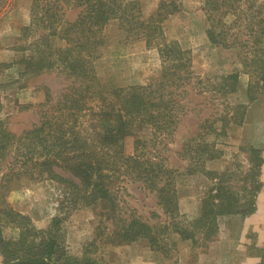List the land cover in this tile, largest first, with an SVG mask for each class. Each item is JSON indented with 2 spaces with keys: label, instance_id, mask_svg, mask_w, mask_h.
I'll use <instances>...</instances> for the list:
<instances>
[{
  "label": "rangeland",
  "instance_id": "1",
  "mask_svg": "<svg viewBox=\"0 0 264 264\" xmlns=\"http://www.w3.org/2000/svg\"><path fill=\"white\" fill-rule=\"evenodd\" d=\"M137 1L143 16L147 17L155 12L160 0ZM177 1L179 10L163 22L164 34L167 40H176L186 50L191 58L193 77L186 86L183 114L174 132L164 137L158 148L165 165L177 176L178 216L172 218L164 213L154 193L140 182L124 175L116 180L124 187L122 197L127 207L156 229L162 248L151 249L145 239L114 243L111 223L102 209L67 206L65 188L52 178L36 179L18 173L5 179L3 174L8 172L12 162L17 170L15 157L23 159L17 155L16 148L19 153L27 148L34 154L42 149L38 140L26 144L21 138H15L40 119L47 118L55 106L62 108L63 94L77 84H72L65 72L51 66L54 58L51 53L63 41L39 24L29 26L31 0H0V127L16 140L15 143L4 141L8 143L0 158V207L27 216L36 230L51 229L59 237L60 249L76 264L92 261L99 264H259L264 261V205L260 212L256 213L255 209L245 217L238 213L224 214L217 211L215 205H209L224 197L235 201L233 209H236L248 197L251 183L260 186L258 191H253L255 200L264 185V172L261 171L264 164V90L255 94L256 99L247 101L245 90L249 77L243 72L239 58L244 55L243 48L238 43L225 48L208 42L206 29L210 23L203 8L204 0ZM248 2L242 5L244 12ZM260 4H264V0H253L250 9ZM62 8L64 19H75L78 9L72 6L71 0L62 3ZM232 18L227 15L224 19L229 23ZM236 29L233 27L230 31ZM239 30L245 31L243 27ZM101 37L100 55L93 61V69L104 89L144 84L159 75L162 63L157 48H147L143 38L125 39L117 19L103 27ZM37 57L40 62L36 61ZM230 72L238 73V89L225 95L218 90V76ZM46 90L50 95L48 101ZM237 103L245 106L242 122L231 121L224 132L220 131L217 117L233 113ZM64 113L67 112L64 110ZM53 114L52 121L65 116L58 111ZM84 118L79 113L78 126L74 127L81 135H85V128L91 125L89 121L86 124ZM212 121L215 132H209L208 125ZM203 139L213 143L210 157L209 150H202L207 149ZM123 150L126 154L132 153V135L124 137ZM261 159L258 169L254 164ZM54 168L71 178L59 166ZM204 200L209 207L204 205ZM202 206L214 210L217 221V229L210 239L204 238L201 228L195 231L193 238H181L173 231L174 222L198 216ZM53 217L59 220L54 225L50 223ZM36 233L35 240H31L29 234L9 223L0 213V237L3 239H0V264L19 255L21 247L31 245L33 248L40 236ZM22 234L26 240L22 239Z\"/></svg>",
  "mask_w": 264,
  "mask_h": 264
},
{
  "label": "trees",
  "instance_id": "2",
  "mask_svg": "<svg viewBox=\"0 0 264 264\" xmlns=\"http://www.w3.org/2000/svg\"><path fill=\"white\" fill-rule=\"evenodd\" d=\"M245 1L249 0H204L203 8L210 23L206 29L208 42L225 48L238 43L243 48L244 55L239 58L243 72L249 77L245 96L247 101H252L257 98L256 93L264 90V4L250 9L251 0L244 12L242 5ZM65 2L68 0H31L29 26L39 24L63 41L51 53L54 56L51 66L65 72L71 78V83L77 85H71L69 92L63 94L62 108L58 109L56 104L47 118L40 119L15 138H21L26 144L38 140L42 149L34 154L27 148L19 153V148H16L17 155L23 159L17 160L16 156L14 162H18L17 170H14L12 162L8 172L3 175L6 180L18 173L36 179L52 178L65 188L63 192L67 206H98L102 209V214L111 223L114 243L145 239L151 249H161V239L156 229L127 207L122 197L124 187L119 186L116 180L124 175L140 182L145 189L154 193L164 213L172 218L178 216L177 176L172 168L165 165L158 148L164 137L174 132L183 114L186 86L193 77L191 58L186 50L176 40H167L164 34L163 22L179 10L178 1L160 0L155 12L145 17L137 0H71L72 6L78 9L72 21L64 19L62 3ZM227 15L233 16L229 23L224 19ZM112 19H117L118 28L125 39L143 38L147 48H157L162 68L156 78L144 84L110 89L102 87L94 74L93 61L100 55L102 29ZM233 27H237V31L231 32ZM240 27L245 31L240 32ZM244 34L245 39H242ZM36 61L40 62L38 57ZM31 68L32 65L28 67ZM218 82L219 92L232 94L238 89V73L220 75ZM45 96L48 101V90ZM244 107L242 103H237L230 115L220 114L217 117L220 121L218 129L224 132L231 121L241 123ZM55 111L60 115L65 114L62 120H51ZM79 113L83 118L87 115L89 118H84V121L91 124L85 128V135L74 130L78 126ZM208 127L209 132L216 131L213 121ZM126 135L133 136V151L130 154L123 150ZM12 138L11 133L1 126L0 158L8 143L4 141L15 143L16 140ZM203 140L207 149L202 150H209L210 157L213 143ZM250 151H253L252 148ZM262 161L254 164L256 168H260ZM55 166L70 174L71 178L57 171ZM189 169L192 170L191 167ZM207 173L216 174L214 171ZM259 188L258 183H251L248 197L236 209H233L235 201L224 197H219L216 204L209 205H215L217 211L224 214L238 213L245 217L256 209L253 191ZM204 205L208 206L206 201ZM201 208L198 216L174 222L173 231L181 238H193L195 231L201 228L204 238L210 239L217 229L214 210ZM0 213L9 223L29 234L31 240H35L36 232L40 233L33 248L31 245L21 247L17 253L19 255L3 264H76L60 249L59 237L51 229L36 230L27 216L9 208L0 207ZM58 221L57 217H53L50 223L54 225ZM22 239L26 240L23 234ZM90 264L99 263L92 261ZM259 264H264V261Z\"/></svg>",
  "mask_w": 264,
  "mask_h": 264
},
{
  "label": "crops",
  "instance_id": "3",
  "mask_svg": "<svg viewBox=\"0 0 264 264\" xmlns=\"http://www.w3.org/2000/svg\"><path fill=\"white\" fill-rule=\"evenodd\" d=\"M261 171L264 172V164L261 167ZM256 213L260 212V207H263L264 205V185L261 187L260 191L256 195Z\"/></svg>",
  "mask_w": 264,
  "mask_h": 264
}]
</instances>
